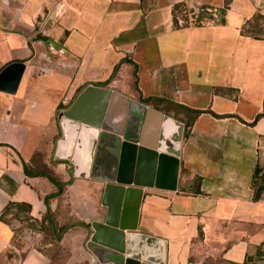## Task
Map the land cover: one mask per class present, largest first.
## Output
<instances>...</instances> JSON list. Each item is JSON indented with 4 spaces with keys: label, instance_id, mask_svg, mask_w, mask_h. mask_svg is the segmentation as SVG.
I'll list each match as a JSON object with an SVG mask.
<instances>
[{
    "label": "crops",
    "instance_id": "obj_1",
    "mask_svg": "<svg viewBox=\"0 0 264 264\" xmlns=\"http://www.w3.org/2000/svg\"><path fill=\"white\" fill-rule=\"evenodd\" d=\"M256 16L264 18V0H0V71L23 65L13 91L6 89L12 73L0 87V214L8 203L29 205L36 221L48 211L56 231L67 229L54 242L44 223L45 247L71 239L65 264H83L78 237L102 222L103 188L117 175L122 139L102 133L104 121L60 128L58 114L92 85L118 94L114 106L133 101L172 122L162 140L177 148L175 190L163 179L156 186L149 155L138 165V185L124 187L141 197L130 232L148 257L163 264H264V193L254 201L250 187L256 174L264 181V116L256 119L264 114V40L242 32ZM140 97L203 113L191 122ZM86 102L91 112L82 110L84 117L94 123L99 101L92 93ZM44 169L63 184L47 205L56 188L34 175ZM21 224L0 221V264H53L34 243L46 232L41 227L29 225L14 246Z\"/></svg>",
    "mask_w": 264,
    "mask_h": 264
},
{
    "label": "water",
    "instance_id": "obj_2",
    "mask_svg": "<svg viewBox=\"0 0 264 264\" xmlns=\"http://www.w3.org/2000/svg\"><path fill=\"white\" fill-rule=\"evenodd\" d=\"M22 69L21 63L14 62L1 70L0 87L8 74L12 73V80L6 89L13 91ZM92 93L99 101L95 110L97 121L94 123L87 121L88 116L86 119L82 111L84 110L87 115L91 112L89 106L87 112L84 107ZM118 99L120 97L116 93L89 85L74 99L69 108L58 114L62 131L68 121L87 124L95 128L100 127L101 121H104L107 124L102 126V133L122 136L121 141L117 142L120 147H116L117 150H115L117 151L115 159L118 161L117 175L103 188L106 213L102 222H93L90 227H83L87 232L84 240L86 264H163L161 259L153 260L148 257V253L144 252L147 247L141 245L138 240V238L141 239L140 236L131 234L130 231L136 228L135 220L141 197L131 190H125L124 187L138 185L136 181L138 165L144 155H149L152 158L151 167L154 168L156 186L158 181L163 179L168 190H175L178 168L177 148L169 147L166 141L162 140L164 126H167L171 119L133 101L128 102L127 108H124L125 99L120 101L123 104L122 107H119L120 104L114 106V102ZM114 114L118 116V119L115 118L116 122L113 121ZM110 117L113 118L111 122L116 123L114 127L113 124H108ZM123 121L124 124H122ZM173 123L182 129L179 123ZM146 136L150 139L149 143L144 140ZM125 157H128V161ZM69 169V174H72V169ZM125 231L130 233L127 234ZM145 241L147 246L148 242L153 243L148 239Z\"/></svg>",
    "mask_w": 264,
    "mask_h": 264
},
{
    "label": "trees",
    "instance_id": "obj_3",
    "mask_svg": "<svg viewBox=\"0 0 264 264\" xmlns=\"http://www.w3.org/2000/svg\"><path fill=\"white\" fill-rule=\"evenodd\" d=\"M242 32L252 38L255 39H262L264 40V18L260 17V16H256L254 17V19L252 20V22H249L248 25L246 27H244L242 29ZM44 39V38H41ZM129 63H131L134 67L133 69V77H134V86L136 87L137 85V75H136V65L133 64L131 61H129ZM99 86H105L107 85V82L102 83V84H98ZM139 101L143 104H149L154 106L155 108H160L161 110H165L166 112H175L178 114H185L188 117H193V119L191 120V122L194 120V118L198 115H200L201 113H203L202 111H198V110H191L189 108H186L184 106H180V105H176L172 102H169L165 99H161V98H153V97H148V98H139ZM264 116V114L258 115L256 117V119L260 118ZM190 121H187L186 124V133L188 131V127L190 126L191 123H189ZM253 125V124H250ZM27 173V171H26ZM37 176H44L46 177L50 183H52L54 185V187L56 188V192L55 194L48 196L44 199V203L47 205V200L53 197H58L61 193H62V189H63V184L59 183L55 178L52 177L51 173L48 172L47 170L44 169V171L34 174ZM250 187L253 191V196L252 199L254 201H257L258 199H260L261 194L264 193V181L263 178L261 176H258L257 174L254 175ZM14 220H19L22 224L21 227L14 229L13 230V244L14 246H21V229H27L30 226H38L41 227L44 231L49 229L44 227V223H47L48 226L50 227V231H51V237L52 240L54 242H59L60 241V235L66 231L67 227H63L61 229H59L58 231H56L55 229V224L53 219L51 218V215L48 213V211H46L44 217L40 220V221H36L34 219H31L30 217V206L27 204H23V203H8L4 209L2 210L1 214H0V221L9 225L12 223V221ZM31 220L30 224L28 225V221ZM79 226H86L81 222H78ZM49 233V232H48ZM261 257V256H260Z\"/></svg>",
    "mask_w": 264,
    "mask_h": 264
},
{
    "label": "rangeland",
    "instance_id": "obj_4",
    "mask_svg": "<svg viewBox=\"0 0 264 264\" xmlns=\"http://www.w3.org/2000/svg\"><path fill=\"white\" fill-rule=\"evenodd\" d=\"M42 236L39 239H36V241L34 243L40 242L38 243V248H40L41 250H43L44 252H47L49 254V256L51 257L53 264H65L69 258L70 255V249H71V245L73 244V240L70 239V245H65L64 247L61 246H53V247H45V245L48 243L49 239H48V230H46L45 233L41 234ZM21 239L25 238V236H27V233L25 232V229H21ZM81 238V240H83V242L81 243L80 247H79V253L77 255V259L79 261H81L83 264H86V259L84 257V253H85V243L84 240L86 239V235L82 236V237H78ZM20 239V241L22 242V240ZM25 241V240H24ZM26 242V241H25ZM37 244V243H36ZM24 245V244H23Z\"/></svg>",
    "mask_w": 264,
    "mask_h": 264
}]
</instances>
